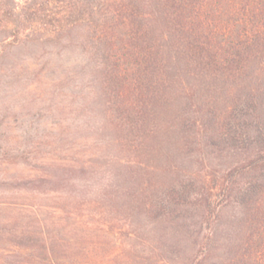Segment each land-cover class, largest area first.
Here are the masks:
<instances>
[{
    "label": "trees",
    "instance_id": "16d2710c",
    "mask_svg": "<svg viewBox=\"0 0 264 264\" xmlns=\"http://www.w3.org/2000/svg\"><path fill=\"white\" fill-rule=\"evenodd\" d=\"M45 1L22 0L4 36ZM107 1L84 140L56 143L25 188L110 231L122 264H264V0ZM43 231L12 245L18 264H100Z\"/></svg>",
    "mask_w": 264,
    "mask_h": 264
},
{
    "label": "rangeland",
    "instance_id": "374dc122",
    "mask_svg": "<svg viewBox=\"0 0 264 264\" xmlns=\"http://www.w3.org/2000/svg\"><path fill=\"white\" fill-rule=\"evenodd\" d=\"M21 2L2 0L0 5V234L10 241L6 262L0 264H18L12 245L40 226L56 248L66 243L79 257L99 255L100 264H122L115 259L119 243L110 231H78L57 208L56 194L25 188L56 143L62 141L66 147L65 141L74 134L77 142L84 140L82 122L90 117L88 95L99 81L95 66L99 59L87 47L108 19L103 14L108 1L38 3L41 13L31 11L30 24H25L16 42L13 34L4 36L2 31L12 26L8 20L16 18ZM20 16L26 18L24 13Z\"/></svg>",
    "mask_w": 264,
    "mask_h": 264
}]
</instances>
